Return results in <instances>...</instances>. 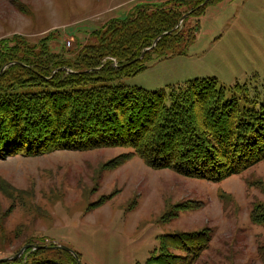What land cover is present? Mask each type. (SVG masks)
I'll list each match as a JSON object with an SVG mask.
<instances>
[{"label": "rangeland", "instance_id": "1", "mask_svg": "<svg viewBox=\"0 0 264 264\" xmlns=\"http://www.w3.org/2000/svg\"><path fill=\"white\" fill-rule=\"evenodd\" d=\"M155 1L0 0V39L14 34L37 42L52 32V51H77L109 19H123L135 5ZM196 25L192 40L173 46L183 55L157 60L151 53L143 72L111 83L167 93L196 78H215L227 89L264 84V0L209 4L202 15L185 20L182 35ZM129 152L56 151L1 160L0 259L28 245H61L81 264H154L148 260L162 236L207 228V245L192 264H264V228L249 218L256 205H264V161L209 182L151 169L132 155L123 161Z\"/></svg>", "mask_w": 264, "mask_h": 264}, {"label": "trees", "instance_id": "2", "mask_svg": "<svg viewBox=\"0 0 264 264\" xmlns=\"http://www.w3.org/2000/svg\"><path fill=\"white\" fill-rule=\"evenodd\" d=\"M220 1L139 3L125 18L109 19L91 32L94 41L79 44L77 51L65 46L52 51V32L37 42L14 34L0 39V69L9 64L0 74V161L124 148L131 152L123 161L132 155L151 169L209 182L264 161V84L227 89L215 78H196L167 93L111 83L143 72L151 53L157 60L183 55L174 44L185 45L199 29L183 36L185 20ZM25 88L38 91L22 92ZM249 218L264 228V205H256ZM206 230L162 236L148 262L192 264L207 245ZM59 254L76 264L69 252L49 248L26 249L17 260L0 264H66ZM259 257L264 263V246Z\"/></svg>", "mask_w": 264, "mask_h": 264}, {"label": "water", "instance_id": "3", "mask_svg": "<svg viewBox=\"0 0 264 264\" xmlns=\"http://www.w3.org/2000/svg\"><path fill=\"white\" fill-rule=\"evenodd\" d=\"M206 1H207V0H205V2H206ZM205 2H204V3H205ZM191 13H192V11H188L187 13H185V14L180 18L178 26H179V25L183 22V20H184L186 17H188ZM170 33H171V32L163 33V34H161L159 37H157V38L154 40L152 47L156 44V42H157L162 36L168 35V34H170ZM8 65H9V64H6V65H4V66L0 69V74L3 72V70H4ZM27 248H31V249L36 250V249H39V248H49V247H47V246H35V245L24 246L23 248H21V250L19 251V253L16 254L13 258H12V257H11V258H2V259H0V262H6V261L13 260V259L17 258V257L20 256V254H21L25 249H27ZM55 248H60V249H62V250H65V251L69 252L70 254H72V255L74 256V258H75L76 261H77V264H81L80 261H79V259H78V256H77L72 250H70L69 248H67V247H65V246H61V245H60V246H57V247H55Z\"/></svg>", "mask_w": 264, "mask_h": 264}, {"label": "crops", "instance_id": "4", "mask_svg": "<svg viewBox=\"0 0 264 264\" xmlns=\"http://www.w3.org/2000/svg\"><path fill=\"white\" fill-rule=\"evenodd\" d=\"M164 1H167V0H157V1H155V2H147V3H162V2H164ZM143 3H146V2H143ZM232 3V2H231Z\"/></svg>", "mask_w": 264, "mask_h": 264}]
</instances>
